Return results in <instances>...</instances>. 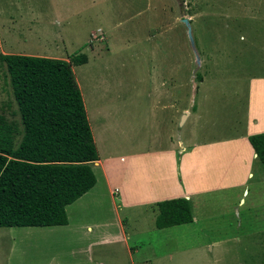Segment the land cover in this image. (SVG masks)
Segmentation results:
<instances>
[{
  "label": "rangeland",
  "instance_id": "rangeland-1",
  "mask_svg": "<svg viewBox=\"0 0 264 264\" xmlns=\"http://www.w3.org/2000/svg\"><path fill=\"white\" fill-rule=\"evenodd\" d=\"M136 1L141 0H108V16H113L110 12L113 8H132L130 4ZM150 2H156V7L149 9V15H155L156 18L151 22L160 23L157 26L142 28L138 32L135 43L139 42L145 47L143 54L140 56L141 53L137 54L135 48L131 47L129 50L126 46L120 51L114 50L111 70L99 78L89 79L91 69H95L96 76V54L100 55L104 51L103 41L93 40L102 37V34L94 32L98 15L90 9L83 11L80 16H66L70 10L83 6L84 0H52L47 4L43 3V0H0V20L7 14L12 17L15 12L16 15L23 14L27 19L32 16V21L36 15L42 27L40 37L49 39L47 42L41 41L40 46H37L36 41H26L22 45H10L11 49L14 47V50L21 52L39 51L41 55L50 58H69L80 53L86 56L84 64L72 66L71 69L82 96L84 110L89 117L87 120L92 130L91 135L101 158L106 157V154H122L130 146L143 149L161 146L163 149L174 151L173 145L176 139L180 138L177 132L180 116H177L174 104L161 109L164 98L157 92L159 84L162 92L168 93V101L170 95L171 101H177V112L180 113L186 106L187 95L192 86V75L198 72L202 78L205 76L203 83L198 85L193 101L197 114L200 112L202 117L209 116V121L214 126L209 133L206 125L196 115L198 121L195 122L198 127L204 128L200 130L202 133L198 132L194 136L209 140L235 133V123L229 121V118L227 121L230 123H226V115L229 111L239 110L240 103L245 102L248 79L264 77V53L259 51L264 49V0ZM135 5L140 6V3ZM67 18L68 22L64 23L62 28L69 38V47L60 45L61 40H53L56 36L55 22ZM183 18L188 19L192 43ZM90 31L94 32L93 35ZM30 35H33V31ZM254 44L257 47L260 45L261 48L255 49ZM57 46L61 54L55 52ZM1 48L4 52L0 51V54H16L14 51L4 50L5 47ZM134 52L140 57L129 64V57L124 60L126 53L131 55ZM196 55L201 59L200 67L195 65ZM115 78H124V81ZM96 79L99 84L95 82ZM164 85L176 87L172 88V93L169 94ZM230 86L235 87L236 91L228 92ZM231 102L234 106L230 109ZM181 106L183 107L180 109ZM2 123L12 127L13 146H16L21 137L22 125L5 65L0 60V124ZM174 152L178 153V150ZM256 166L262 168L258 162H255L254 168ZM95 175L96 183L89 193L75 201L77 203L66 207V228L40 227L27 233L26 230L9 231L8 227H0V254L8 253L10 264H85L83 243L87 237L85 234H74L73 228L85 225L81 224L83 221L93 223L101 213L111 216V208L105 198H98L100 204L97 205L90 200L91 195L95 192L99 194L98 190L102 188L99 172ZM79 205L82 206L74 211ZM206 205L207 208H204L205 206L197 202L193 207L199 220L198 235L192 236L188 230L189 236L181 235L178 231L179 225L157 229L150 215L145 218L146 224L136 227L141 229V232L137 233V236H131L128 241V246L136 249V255H128L123 245L109 243L93 247L92 258L100 264H215L210 263L209 257L206 259L204 245L207 237L211 235L216 239L233 233L234 201H228V207H225L219 204L215 196L212 203ZM11 232L14 234L9 235ZM14 236V241L10 240ZM187 245H193L189 256L186 253H176L171 257L163 255L168 249H180ZM221 246L219 244L215 248ZM198 250H201V253ZM0 264L6 263L0 261Z\"/></svg>",
  "mask_w": 264,
  "mask_h": 264
},
{
  "label": "crops",
  "instance_id": "crops-1",
  "mask_svg": "<svg viewBox=\"0 0 264 264\" xmlns=\"http://www.w3.org/2000/svg\"><path fill=\"white\" fill-rule=\"evenodd\" d=\"M51 1L43 0V3L47 4L48 2L51 3ZM67 1L69 2L70 0ZM84 2L83 6L70 10L66 16L68 18H71L73 15L80 16L83 11L90 9H93V13L98 15L96 18L98 24L94 32L97 31V33L102 34V38L93 40L103 41L104 46L102 49L104 51L100 55L96 54L95 63H98L96 66V76L95 69H91L89 79L99 78L108 73L111 70L110 64L113 65L112 51H120L123 49V46H126L129 50L131 47L135 48L136 53H141V56L145 47L141 43L139 44V42L135 43L138 32L142 28H149L152 25L157 26L160 23L151 22V20L156 18L155 15H149V9L152 6L156 7V2H150V0L133 2L130 4L132 8H128L127 6L122 9L120 8V10L118 9L119 7L113 8L110 11L113 16H108L107 13L110 7L107 4L108 0H84ZM135 3H140V6L135 5ZM100 4H104V6ZM102 7L105 8L102 9ZM36 17L35 15L34 21H32V16L27 19L23 14L16 15V12L12 17L8 14L3 16V19L0 20V36H3L0 38V48L5 47L4 50L14 51L16 54L49 57L41 55L39 51L21 52L20 50H14V47H12L13 49L10 48V45H22L26 41H36L38 42L37 46H40L39 43L41 41H49V39H42L40 37L42 27ZM68 18L64 21L60 20L61 22H55L57 25H54L56 36L53 37L54 41L61 40L62 43L60 45H65L66 47L70 46L68 44L70 42L67 41L69 38L64 34L62 27L64 23L68 22ZM32 31L33 35L31 36ZM94 32L90 31V34ZM255 47L258 50L261 48L260 45L258 47L255 45ZM57 48L55 52L61 54L60 48L58 46ZM259 51L264 53V49L262 48ZM1 52L4 51L2 50ZM126 54L124 60L126 61L129 57V64L140 57H137L135 52L131 55L130 53ZM59 59L68 60L69 58L63 56ZM198 59L199 63L197 65L195 63L196 67H200L201 64V59L199 57ZM79 65L71 64L70 67ZM71 71L73 73L72 69ZM204 77H201L197 81L195 80V75H192V86L188 93L189 96L187 95L186 108H182L183 106H181L180 113L177 112V101H171V95L168 101L166 96L168 93L166 91L162 92L161 84L157 86V92L164 98V101L161 102L163 103L161 109L174 104L175 112L177 116H180L177 126L180 138L176 139V143L173 145L174 151L178 150V153L170 149H163L161 146H149L145 149L130 146L122 154H117L116 156L106 154V157L101 158L97 151L98 158L90 166L94 177H96L95 173L99 172L102 188L98 190L99 194L93 193L90 200L97 205L98 203L100 204L98 198H105L111 208V216L101 213L100 217H98L99 219L95 218L93 223L83 221L81 224L85 225L73 228L72 232L74 234H85L87 237L86 242L83 243L85 246L83 249L85 264H100L92 258V248L109 243L123 245L128 255H136V249H131L128 246V241L131 236H137V233L141 232V229H136V227L146 224L145 218L147 216L151 215L150 219L153 217L154 224L156 202L161 200L174 198H184L187 200L191 221L177 224L179 225L178 231L184 236H189L187 230L192 236L194 234L198 235L199 220L193 211V207L198 202L205 206L204 208H207L206 203H212L215 196L216 200L218 198L219 204L225 207H228V201L232 199L234 201L233 233L216 239L212 235L211 237H207L208 240L204 245L206 249L203 250L206 254V259L209 257L210 263L215 264H264V170L263 168H261L262 170L257 168V166L254 168L255 162L259 164L260 162L256 158L248 140L249 135L264 132V77H250L247 81L245 102L240 103L239 110L229 111V115H226V123L228 122L229 124V121H234L233 130H235V133L228 137L201 140L194 135L204 127H198L195 120L198 121L199 117L206 125L209 133H211L214 126L209 121L211 120L209 116L202 117L199 115L200 112L197 114L193 101L198 85L203 83ZM115 79L124 81V78ZM170 80L172 79L170 78ZM95 82L99 84V80L96 79ZM171 86L164 85L165 88L167 87L166 90L169 91V94L172 93V88L176 87ZM230 88L228 92L236 91L235 87L230 86ZM228 92H226V95ZM230 104L231 109L234 104L232 102ZM93 105L94 103L91 105V108ZM97 108L99 109L100 107ZM85 116L89 120L86 111ZM227 118L230 120L227 121ZM225 127V124H223V128ZM92 139L95 144L93 136ZM92 186L71 203L78 201L86 193H89L94 187ZM68 205L64 207L65 214ZM81 206H77L74 211ZM188 225H190L189 228L191 229L187 227ZM54 226H64L66 228L67 223L49 226H13L8 227V230H26L27 232L31 231V229H38L40 227L52 228ZM12 234L14 232H11L9 235ZM14 239L15 236L10 238L12 241ZM230 242H233L232 245L228 244ZM219 244L222 246L215 248ZM192 248L193 245H187L180 249H168L166 252H163V255L171 257L176 253H186L189 256L193 250ZM198 251L201 253V250ZM72 252L73 254L75 253L74 251ZM213 252L214 255L212 254ZM7 257L8 253L0 254V261L10 264L11 262Z\"/></svg>",
  "mask_w": 264,
  "mask_h": 264
},
{
  "label": "trees",
  "instance_id": "trees-1",
  "mask_svg": "<svg viewBox=\"0 0 264 264\" xmlns=\"http://www.w3.org/2000/svg\"><path fill=\"white\" fill-rule=\"evenodd\" d=\"M0 60L22 125L13 146L12 127L0 124V227L66 224L64 207L94 184L90 164L98 158L70 67L85 56L0 54ZM248 140L264 170V132ZM189 221L184 198L156 202L157 228Z\"/></svg>",
  "mask_w": 264,
  "mask_h": 264
},
{
  "label": "water",
  "instance_id": "water-1",
  "mask_svg": "<svg viewBox=\"0 0 264 264\" xmlns=\"http://www.w3.org/2000/svg\"><path fill=\"white\" fill-rule=\"evenodd\" d=\"M182 21H183V22L186 24V26H187L189 40H190V42L192 43V39H191V36H190V33H189V27H188L187 19L183 18ZM195 63H196V65L199 63V59H198V56H197V55L195 56Z\"/></svg>",
  "mask_w": 264,
  "mask_h": 264
},
{
  "label": "built area",
  "instance_id": "built-area-1",
  "mask_svg": "<svg viewBox=\"0 0 264 264\" xmlns=\"http://www.w3.org/2000/svg\"><path fill=\"white\" fill-rule=\"evenodd\" d=\"M100 38H102V37L100 36Z\"/></svg>",
  "mask_w": 264,
  "mask_h": 264
}]
</instances>
